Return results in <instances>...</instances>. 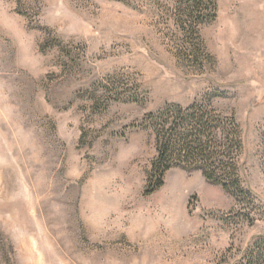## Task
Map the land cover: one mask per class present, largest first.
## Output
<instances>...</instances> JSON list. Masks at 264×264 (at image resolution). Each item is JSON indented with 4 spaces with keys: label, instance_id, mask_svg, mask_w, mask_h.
Segmentation results:
<instances>
[{
    "label": "rangeland",
    "instance_id": "1",
    "mask_svg": "<svg viewBox=\"0 0 264 264\" xmlns=\"http://www.w3.org/2000/svg\"><path fill=\"white\" fill-rule=\"evenodd\" d=\"M173 5L0 0V264H233L264 236V50L213 22L210 58L178 57ZM114 75L142 104L108 99ZM214 92L241 127L252 226L199 172L173 169L143 195L155 142L139 121Z\"/></svg>",
    "mask_w": 264,
    "mask_h": 264
},
{
    "label": "trees",
    "instance_id": "2",
    "mask_svg": "<svg viewBox=\"0 0 264 264\" xmlns=\"http://www.w3.org/2000/svg\"><path fill=\"white\" fill-rule=\"evenodd\" d=\"M171 13L183 37L176 55L185 60L210 58L200 30L216 20V1L174 0ZM127 83L122 76L114 75L107 78L102 88L113 102L142 104L138 86L131 84L134 93L130 94ZM224 96L220 92L205 94L188 106L166 104L142 117L136 127L149 131L155 142V156L143 195L150 196L159 190L165 174L173 169L199 172L208 183L221 187L234 200L238 208L236 217L252 226L256 217L263 215L262 209L243 181L241 127L233 115L226 116L214 107L213 101ZM233 264H264V236L254 238Z\"/></svg>",
    "mask_w": 264,
    "mask_h": 264
},
{
    "label": "crops",
    "instance_id": "3",
    "mask_svg": "<svg viewBox=\"0 0 264 264\" xmlns=\"http://www.w3.org/2000/svg\"><path fill=\"white\" fill-rule=\"evenodd\" d=\"M215 1L217 17L214 23L219 32L242 47L248 41L253 50H264V0Z\"/></svg>",
    "mask_w": 264,
    "mask_h": 264
}]
</instances>
